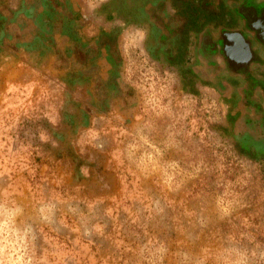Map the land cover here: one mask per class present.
Segmentation results:
<instances>
[{
	"label": "rangeland",
	"instance_id": "374dc122",
	"mask_svg": "<svg viewBox=\"0 0 264 264\" xmlns=\"http://www.w3.org/2000/svg\"><path fill=\"white\" fill-rule=\"evenodd\" d=\"M164 1L0 0V264H264V150Z\"/></svg>",
	"mask_w": 264,
	"mask_h": 264
},
{
	"label": "flooded vegetation",
	"instance_id": "af4514ba",
	"mask_svg": "<svg viewBox=\"0 0 264 264\" xmlns=\"http://www.w3.org/2000/svg\"><path fill=\"white\" fill-rule=\"evenodd\" d=\"M212 1L225 24L216 15L193 35L194 63L225 93L233 134L264 150V0Z\"/></svg>",
	"mask_w": 264,
	"mask_h": 264
},
{
	"label": "trees",
	"instance_id": "16d2710c",
	"mask_svg": "<svg viewBox=\"0 0 264 264\" xmlns=\"http://www.w3.org/2000/svg\"><path fill=\"white\" fill-rule=\"evenodd\" d=\"M166 1L169 2L171 7H173L174 9H181L178 12L181 13L183 20L181 22L180 27H178L174 35L170 33V36L165 37L164 34L159 33L158 38H160V41L170 40V39L172 40L173 38H176L178 40L176 56L180 60L183 59L186 48V41L189 39L190 34L191 36H193L203 25H205L209 20L213 19L216 15H219L218 22L221 21L222 25L225 24L222 18L226 13V9L222 7L218 8V6L213 4L212 0H166ZM153 2L154 0H145V3L141 4L139 7L134 4L135 5L134 8L138 7L143 9L147 5L146 3L153 5ZM178 4H180L181 7H179ZM144 14H146V12H144ZM101 41H100L101 46H107L108 48L110 47L109 41L107 40L104 42L103 40ZM174 56L175 55H173V58Z\"/></svg>",
	"mask_w": 264,
	"mask_h": 264
},
{
	"label": "crops",
	"instance_id": "0c3cea01",
	"mask_svg": "<svg viewBox=\"0 0 264 264\" xmlns=\"http://www.w3.org/2000/svg\"><path fill=\"white\" fill-rule=\"evenodd\" d=\"M54 40H55V44H54V48H53V50L54 51H57L58 50V48H62V49H67L68 48V46H69V48H71L70 46L71 45H69V43H68V39L67 38H64L63 40H60V36H55L54 37ZM93 46H95V45H93ZM99 47H101V46H99ZM102 47H104V46H102ZM101 47V48H102ZM89 47L87 46V49H88ZM91 51L93 50V49H90ZM53 55H54V53H53Z\"/></svg>",
	"mask_w": 264,
	"mask_h": 264
}]
</instances>
